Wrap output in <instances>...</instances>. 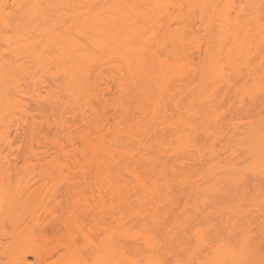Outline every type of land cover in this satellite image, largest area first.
<instances>
[{"label": "bare ground", "instance_id": "6f19581e", "mask_svg": "<svg viewBox=\"0 0 264 264\" xmlns=\"http://www.w3.org/2000/svg\"><path fill=\"white\" fill-rule=\"evenodd\" d=\"M170 1L0 0V144L1 142L2 144H12L15 141L13 137L10 138L9 136V131L12 128H14L13 131L16 134L21 129L24 130V133V128H26L29 134L26 131L24 135L25 137L27 135L28 139H26L27 137L25 139L30 143L28 144L30 157L37 158L35 147L33 148L35 142L34 144L37 146H43L42 144L57 145L66 149L72 157L79 155L82 159L77 167H67L65 171L61 167H57L52 172L41 171L30 175L31 178L37 177L38 180L47 179L50 183L49 188H55L53 192L64 190L66 193V197L62 200H57L56 195H54L53 201L58 209L51 215L49 220L36 223V234L43 244L38 247L30 246L28 251L42 264L264 263V201L262 198L261 204V199L258 201L257 198L259 197L257 193L263 190V185L261 186L262 189L259 186H253L258 182L257 179H253L256 177L255 174L257 176L261 174L262 178L264 174V120L262 121L264 112L262 111L261 115L258 114L259 112H255L253 114L254 118L252 115V121L245 123L246 129H244V126L241 129L238 127L237 130L241 133L235 129L236 127L231 121H229L231 124L226 122L227 126L230 124L232 127L233 125L232 132L236 130L239 134L231 132L230 137L238 136L237 141L244 143L240 145L238 152L243 150L245 153L242 151L239 154L231 151L233 154L230 152L231 158L226 159L225 157V161H219L217 159L219 153L217 154L209 144L208 150L210 152L208 151V155L216 154L215 159L217 160L213 161L212 158L215 157L213 154L211 155L212 158L210 156L213 163L210 164L208 170L206 166V169L205 167L201 168L202 171H200L201 169H197V171L186 169L187 166L185 165L187 164L185 160L190 158L187 151L192 150L189 147H198L192 143L195 133L198 136L200 134L206 135L210 126H215L217 123H214L217 116L212 117L214 115L212 112H215V102L227 92L219 89L218 82H226L234 92H245L243 81L239 82L242 84H239L240 86L237 88L238 82L236 80L241 75L238 72V64L240 65V61H243V63L245 60L248 61L246 56L249 51L247 50L249 49L248 45H250L248 29L246 30V28L240 26L239 14L237 17L233 16L235 17L233 19L226 10L223 13L224 7L223 9L220 8L224 1L221 3V0H175L179 8H182L181 18L183 24L174 27L156 24L145 18L133 19L130 15V12L145 7L149 17H155L156 13H160L163 10L162 8ZM219 3L222 5L220 6ZM217 7L221 11L217 10ZM192 9L196 14L191 15H196V18L199 16L198 19L201 21L206 15L200 16L197 13H205L209 9L215 13L211 11L212 13L206 20L207 22L204 21L205 23L195 26L191 25V15H188L190 12L193 13ZM218 11L219 15H214L218 14L216 13ZM235 15H237V12ZM187 16H190L189 19ZM212 16H216V18L214 19ZM212 19L220 21L219 23L215 21L217 24L214 25L215 22ZM188 21L190 22L188 23ZM209 21L211 24L213 22V26L210 25ZM48 53L52 55L49 57ZM52 60L56 68L53 71L55 73L52 74L54 79L51 78L53 80L52 87L50 86L49 90L46 91V95H44L45 104L50 101L47 105L51 106L49 107L51 110H45V108L41 110L40 107H37V110L40 112V116L43 117L44 115H50V111H53L51 114L55 115V125L61 127L64 132L62 140L49 137L48 134L42 133L40 130L38 131L41 133L37 132V135L34 123H29L23 117L27 115L24 106L22 107L23 103L26 104L24 96L31 93L34 95L36 92L35 90L32 92V90L36 88L32 87L31 92H29L30 90L26 91L30 88L22 89L23 86L20 87L22 85L20 76L22 78L24 76L25 79L23 80L26 81V75L28 74L25 73L28 71L32 79V75L34 76L35 81L34 79V82L30 80L28 76L29 80L38 84L39 74L37 73L43 71V68L44 70L45 68L48 69L47 67L49 63L52 64ZM243 63L241 62L240 66ZM37 67L40 70L39 72L35 70ZM103 69L109 70L108 76L102 74ZM251 70L250 76L253 87H256V89L261 88L260 83L264 79L258 74L261 72H256L257 69L255 70V68V72L252 68ZM49 74L51 75V73ZM254 74L255 76H253ZM235 75H237V79ZM106 76L114 82L117 91L112 103L110 102L115 112L110 126L108 124L110 121L105 122L104 111L100 107L101 115L99 106L96 103L98 97L103 96L101 93L107 86V82L104 80ZM104 81L106 84H103ZM248 81L250 80H244L245 83ZM19 82L21 83L18 84ZM262 85L264 87V84ZM49 93H51L50 96ZM59 93L64 94L65 98L63 99ZM37 94L39 92L35 95ZM38 96L42 95H37V98H39ZM211 97L215 98L211 100L213 102L217 99L212 106L208 104V102L213 103L209 100L212 99ZM204 101H206V105L203 103ZM171 102L175 103L176 106ZM196 102L197 104L199 102L203 104L197 105ZM171 105H173V109L170 108ZM199 105L201 108L202 105H205L204 108L207 111L210 110L207 112L203 109L202 112L200 108H197L203 114L198 113L199 111L195 107ZM207 105H210V107H206ZM179 107L183 110L186 109L185 112L182 110L181 113L184 112L182 114L179 110V113L176 112L175 110ZM212 107L214 111L210 112ZM19 108H23V111ZM245 109L248 113L249 108ZM42 111L43 114L45 113L44 115ZM61 111L63 115L65 112L70 111L69 114L73 115V117L70 115L71 119L69 120L71 121L61 119L63 116ZM171 111L177 114H172ZM195 111H197V114ZM205 111L208 116L211 114L212 116L205 117ZM17 112L19 115L14 114ZM198 114L205 115L200 116L203 117V119H200ZM56 116L60 119H56ZM260 116L262 119H259ZM22 117L25 119V123ZM210 117L213 118V121L211 120L213 123L207 121L211 119ZM16 118H21V120ZM197 119L199 120L197 121ZM255 119L256 121H253ZM14 120L16 121L14 122ZM78 120L83 123L84 127L77 129L76 132L71 130V132V125H76ZM199 121L201 122L198 123ZM206 121L208 124H206ZM196 122L199 126H196L197 131L196 129L194 131L193 125ZM202 124L207 126L203 128V126L201 127ZM218 124L214 129V131L216 130V136H218V128L221 126L220 122ZM29 126L32 129L34 128L33 132H35L36 137H34ZM186 127H188L187 129L189 127L193 129L190 128V132L185 129ZM19 128L20 130H18ZM184 129L192 134L185 132ZM201 129L204 131L201 132ZM243 130L246 131L243 132ZM182 131L188 133L189 136L187 137L188 134H185L187 138L185 135L183 136ZM224 133L226 135V132ZM240 134H243L242 137ZM192 135L193 137H191ZM197 135H195V138ZM189 137L192 139L189 140ZM186 139L189 141L186 142ZM187 143H189V146L186 145ZM184 146L188 148V150H185L186 152L182 150ZM195 149L193 148L194 151H191L190 159L193 160V156L199 160L194 159L195 162L201 163L204 160L199 158L205 155V151L201 147H199L201 149L199 152L198 148L196 149L199 154L202 152L200 157L199 154L197 156V153H195ZM173 151H180L181 154L178 153V156H184L187 153L188 158L185 155L184 157L180 156L183 158L182 160L177 156L180 158L178 159L174 157L177 154H174ZM242 156H244V159ZM4 157L5 160L9 161V157L5 155ZM14 158L16 157L14 156ZM172 158L176 161L186 162L184 165L180 161L177 162L179 163L178 166L182 164L184 168L181 167L183 169L176 170L175 167L177 166ZM209 161L210 159L207 160V163ZM240 162L241 164H239ZM207 163L204 164L208 166ZM247 169L252 171H249V174L252 173L250 175L254 174L253 177H247L248 182L251 183L249 178L257 181H252V186L250 184L253 189L245 181L246 176H248ZM244 170H247V172ZM203 171H205L204 174ZM12 176L13 174L9 172L0 171V181L10 183ZM191 179H193V182ZM243 183H246L249 187H243ZM261 183L263 184V182ZM179 184L183 186L180 187ZM0 185H2V182ZM257 185H261L260 182ZM38 187L40 185L36 188ZM231 187L236 188V191L232 190L235 196L233 198L229 197ZM241 187L246 190L251 188V193L245 190L243 193ZM177 188L182 191L178 189L180 195L176 191ZM185 188H187L186 191L183 190ZM237 190H241L243 194L237 192ZM247 193L250 196H247ZM175 194L179 199L176 198ZM192 194L195 195L192 196ZM48 196L50 195L48 194ZM184 196L189 200L190 198L193 199L190 201L185 200V202ZM19 199L14 201L11 197L10 201H6L9 202L8 205L0 203V214L8 211L24 210L25 201L31 200V197L27 196L25 200ZM180 199L184 201L180 204V209L183 203L186 207L183 205V208L179 211V205H177L179 203L175 204V202L180 201ZM251 199L257 201H250ZM256 202H259L258 205H256ZM197 204L201 205L204 211L209 205L211 209L208 207L207 212L205 211L207 215H205L206 213L201 212L202 208L199 209ZM187 205L190 207H187ZM243 205H256L263 208V220L260 226L257 225V236L253 233L254 228L252 225L254 222L252 223L247 210L243 211L246 215L245 218L242 215V218H239L240 214L243 213L238 215V212L235 214V211L242 208ZM193 206L194 211L197 209L196 213L198 211L200 215H203L200 216L201 218L198 216L199 214L197 215L194 212L192 215L191 212L187 211V208L193 210ZM172 209L174 210L172 211ZM212 211L215 214L218 213V217L211 220V215L214 216ZM176 212H180L179 215ZM174 213L177 216H174ZM221 213L225 214L224 216L228 219H224L225 217L220 215ZM185 214L190 215L187 218V216H184ZM232 214L234 216L232 217L233 221L230 219ZM84 216L87 218L85 219ZM110 216H112L111 222H114V225L108 221ZM179 216L183 217L178 219ZM246 217L247 220H245ZM235 218L236 220H234ZM185 219L188 222L186 224H189V226H185V223L179 225V222H183ZM203 220L205 224L207 223L205 225L206 230L213 236L206 238L208 232L202 231V228L198 226ZM216 220L219 222L220 228L225 227L221 228L222 231L220 229V232L219 229L216 230ZM223 221H226L225 224L228 225L229 230ZM208 222L212 223L209 224ZM240 222L243 227H241ZM190 224L195 225L194 227L199 230L193 228ZM47 226H50V237L45 231L48 228ZM205 226L202 225V227ZM162 229L165 232L161 233ZM213 230H216L217 233L214 234ZM192 231L196 233H192ZM189 233L190 235L186 237ZM197 234H199L198 236L203 234V237L207 240L202 235L200 236L202 239L197 237ZM199 240H202L204 245ZM203 246L207 247L204 251L202 250ZM52 252L56 253V258L53 261H48V254ZM24 256L22 262L25 264L26 258Z\"/></svg>", "mask_w": 264, "mask_h": 264}, {"label": "rangeland", "instance_id": "374dc122", "mask_svg": "<svg viewBox=\"0 0 264 264\" xmlns=\"http://www.w3.org/2000/svg\"><path fill=\"white\" fill-rule=\"evenodd\" d=\"M10 1V0H9ZM78 1V0H77ZM223 1H224V3H223ZM217 2H220V1H217ZM221 3H223V5L221 4ZM221 3H219V5L221 6L222 5V7L220 8V9H223V7H224V9L222 10L223 11V13L225 12L224 10H226V12H228L229 14H230V16H238V14H239V24H240V26H242V27H244V29L246 28V30L248 31V38H249V40H250V45H248L249 46V49H247V50H249L248 51V54L246 55L247 57H248V61L247 60H245L244 61V63L246 62V64H244L243 63V61H240V65H241V62L243 63V65L242 66H240L239 64H238V66L240 67H238V72L239 73H241V75H240V78H238L237 79V75H235L236 76V81L238 82V84H237V88H238V86H240L241 84L239 83L240 81H243V83H244V87H245V92H240V91H238V92H234L233 90H231L230 88H229V86H228V84L226 83V82H224V81H220V82H218V84H217V86H219V89L221 90V91H227L226 92V94L225 95H220L221 97H220V99H218V101L217 102H215L216 103V107L214 106V109H215V112H212V111H214L213 110V107L211 108V111L210 112H212L214 115L212 116V114L211 115H209V116H212L213 118H215L214 116H217L216 117V119H214L215 121H214V123L215 122H217L216 123V125L220 122V124H221V126H220V128H218V131L220 132V136H219V132H218V136H216V130L214 131V129H215V127H216V125L215 126H210V128L207 130L208 131V134H206V135H202V134H200L199 136L197 135V133H195V135H197L196 136V138H195V135H194V141L192 140V143H193V145L194 144H196V146H198V147H195V146H192L193 148H198V152L201 150V149H204V153H205V155L203 156V157H201L200 156V154L202 153V152H200V154L198 153V152H196L197 150L195 149V153H197V156H198V154H199V156L201 157V158H199V159H202V160H204V161H201V163H197V162H195L196 160L197 161H199L198 160V158L196 159L195 157H193L192 156V158H193V160L192 159H190L191 158V151H194L193 150V148L192 147H189V149H192L191 151H187V152H189V157L190 158H188L187 157V155L186 154H184V156L186 155V157L188 158L187 160H185V161H187V164H185V163H183L181 160L183 159V158H181L180 156H178V153L179 154H181L180 153V151H173L174 152V154H177V155H174L173 153V155H174V157H180L181 158V160H177L176 161V159H174V158H172L173 159V161H174V164L176 163V166L177 167H175L176 168V170L177 169H179V168H181V167H183L184 168V164L187 166V168L186 169H192V170H196L197 171V169H201V168H203V167H207V170H208V167L210 166V164L211 163H213L212 161H211V158H212V151L214 152V150H215V152L219 155V158H217L219 161H225V157H226V159L227 158H229L230 157V152L231 151H235V152H238L239 151V147H241L240 145L241 144H244V143H240V142H238L237 141V137H233V138H231L230 137V134L232 135V133H234V132H236L237 133V128L238 127H240V129H241V127H243L244 125H245V123H247L248 121L250 122V121H252L251 119H253L254 118V113L255 112H259L258 114H260L261 115V113H263L264 112V87H263V85L262 84H264V79H263V82L262 83H260V86H261V88H258V89H256V87H253V84H252V80H251V73H252V70L250 71V69L252 68L253 69V72H255L254 71V68H255V70L257 69V71L256 72H261V73H263L264 74V0H221ZM144 6V5H143ZM220 6H218V7H220ZM218 7L216 8L217 10H219V11H221L220 9H218ZM163 10L160 12V13H156L157 15L154 17V16H152V17H149V15L146 13L147 12V10L145 9V7H141L140 8V10L138 9L137 11H132V12H130V15L132 16V18L134 19H142V18H145V19H148L150 22H155L156 24H164V25H171L172 27H174V26H180V25H182L183 24V21H182V18H181V9L179 8V5L176 3V1L175 0H171L164 8H162ZM197 9V8H196ZM195 9V10H196ZM193 10L194 9H192V12H193ZM198 10V9H197ZM210 10V9H209ZM209 10H207V11H205V13H207V14H205V13H197V15H200V16H205V18H203L202 19V21L201 20H199L198 19V17L196 18V15H191V14H196V13H189L188 15H191V17H190V21H188V23L190 22L191 23V25H195V26H198V25H201L204 21H206L207 19H208V17L210 16V14L212 13L211 11H213V10H210V13H209ZM216 10V11H217ZM141 11V12H140ZM190 11H191V9H190ZM199 11V10H198ZM198 11H196V12H198ZM219 11L218 12H216V13H218V14H214V15H219ZM186 12V11H185ZM214 12V11H213ZM237 12V15H235V13ZM187 13V12H186ZM186 13H185V15H186ZM215 13V12H214ZM222 13V12H221ZM222 13V14H223ZM227 13V14H228ZM221 14V15H222ZM228 14V15H229ZM228 15H226L227 17H228ZM216 16L214 17V16H212V18H216ZM229 16V17H230ZM188 17V16H187ZM189 17H188V19H189ZM192 17H193V19H192ZM195 17V18H194ZM218 18V17H217ZM231 18V17H230ZM192 19V20H191ZM201 19V18H200ZM219 19V18H218ZM218 19H216L215 21L216 22H218L219 23V21L220 20H218ZM233 19H235V17H233ZM213 20V19H212ZM218 20V21H217ZM199 21H201V22H199ZM214 21V20H213ZM214 21V22H215ZM207 22V21H206ZM210 22V21H209ZM214 23V25L215 24H217V23ZM205 23V22H204ZM210 25H212L213 26V22H212V24H211V22H210ZM251 47V48H250ZM248 48V47H247ZM247 50H246V53H247ZM197 53V52H196ZM195 53V54H196ZM245 53V54H246ZM49 54V53H48ZM47 54V55H48ZM194 54V55H195ZM52 54H49V57L51 56ZM197 56V55H196ZM196 56H194V57H196ZM263 57V58H261V57ZM197 58V57H196ZM263 59V60H262ZM51 61V60H50ZM239 63V62H238ZM46 64V63H45ZM44 64V65H45ZM43 65V67H45ZM47 65V64H46ZM50 65H52V66H50ZM254 65H256L257 67H255ZM47 67V66H46ZM254 67V68H253ZM48 69H46L45 68V70H44V68H43V71H40V70H38V67L37 68H35V70H38V72L40 71V73H37V74H39L38 75V78H37V76H36V78L39 80L38 81V84L37 83H33L34 81H35V79H34V76L32 75V77H33V79H34V81H33V79L29 76V73H28V71L25 73V74H28V75H26V81L25 80H23V79H25V77L23 76V78L20 76V80H21V82H19L18 84H22L20 87H22V89H28V88H30V89H28V90H26V91H29V92H31V90H32V87L34 88H36V89H33L32 90V92L35 90V92L36 93H38L39 92V94H41L42 96H38L39 98H37V95H39V94H37V95H33V93H31V94H29L28 96L26 95V96H24L25 98H24V102H26V106L24 105V103L22 104V107L24 108V110L25 111H27V115L26 116H23V117H25V119H27L28 120V122L30 123H34V125H35V127H36V134H37V132L39 133V131L38 130H40L42 133H45V134H48L49 135V137H56V138H58L59 140H62V136H63V134H64V132L62 131V129H61V127H57L55 124L56 123H54L55 121H54V116L55 115H53V114H51L53 111H50L51 113H50V115H44L43 114V111H42V114L44 115V117L43 116H40V112L37 110V107H40L41 108V110H42V108H45V110H47V109H49V107H51V106H48L47 104L50 102H48L47 104H45V99H44V95H46V91H48L49 90V88H50V86L52 87V79L51 78H53L52 77V74H54L55 72H53V71H55L56 70V68H55V65H54V63H53V60H52V64H50L49 63V65H48V67H47ZM40 69H42V68H40ZM55 69V70H54ZM29 70V69H28ZM33 72H36V71H33ZM42 72H43V74H42ZM49 73H51V75L49 74ZM107 73H109V70H107L106 71V69H103L102 70V74L103 75H106ZM238 73V74H239ZM261 73H258V74H260L259 76L260 77H262V78H264L263 76H262V74ZM20 74V73H19ZM19 74H18V76H19ZM24 74V75H25ZM45 74V75H44ZM248 74V75H247ZM21 75H22V73H21ZM34 75H36V74H34ZM40 75H42L41 77H39ZM110 75V74H109ZM257 75V74H256ZM28 76L30 77V80H32L33 82H31L30 80H29V78H28ZM54 76V75H53ZM107 76H108V74H107ZM107 76H106V78H107ZM253 76H255V74L253 75ZM252 76V77H253ZM258 76V75H257ZM256 76V77H257ZM238 77H239V75H238ZM259 77V78H260ZM41 78V79H40ZM106 78H104V80L107 82V88L105 87V89H104V91H102L103 93H101L103 96H99L98 97V102H96L97 103V106H99V109H100V107L102 108V111H104L103 113L105 114V118H106V120H105V122L107 121V123H108V121H110L108 124H109V126L111 125V122H113V118H114V116H115V112H114V109L112 108L113 106L111 105V103H112V100L114 99V97L117 95V91H116V87H115V84H114V82L111 80V78H107V80H106ZM19 79V78H18ZM54 79V78H53ZM254 79V78H253ZM244 80H250V81H248V82H244ZM260 80H262V79H260ZM28 81V82H27ZM30 81V82H29ZM104 81V82H105ZM106 82L105 83H103V84H106ZM23 83H25V84H23ZM26 83H27V85H26ZM29 83V84H28ZM34 84H36L37 86H33ZM54 84V83H53ZM102 84V85H103ZM240 84V85H239ZM27 86V87H26ZM28 86H30V87H28ZM54 87V86H53ZM61 89V88H60ZM38 90V91H37ZM57 90V89H56ZM101 90H102V88H101ZM54 91H55V89H54ZM59 91V90H58ZM220 91V92H221ZM101 92V91H100ZM50 94L51 93H49V96H50ZM59 94H61V97L64 99L65 98V95L64 94H62V93H59ZM58 94V95H59ZM100 94V95H101ZM222 94V93H221ZM48 95V94H47ZM30 96V97H29ZM217 96H219V95H217ZM27 97V98H26ZM33 97V98H32ZM48 97V96H47ZM36 100H35V99ZM45 98H46V96H45ZM56 98V97H55ZM60 98V97H59ZM212 99H209L210 101L211 100H213V99H215L214 97H211ZM217 98V97H216ZM219 98V97H218ZM25 99H26V101H25ZM28 99V100H27ZM31 99H32V101H31ZM48 99H49V97H48ZM48 99H46V100H48ZM37 101V102H36ZM60 101V100H59ZM23 102V101H22ZM47 102V101H46ZM111 102V103H110ZM172 102H174V101H172ZM171 102V103H172ZM198 102V101H197ZM197 102H196V104H197ZM207 102H208V100H207ZM211 102H213V101H211ZM209 103L208 102V104H210L211 106H212V104H215V103ZM35 103H38V104H35ZM201 102H199L198 104H200ZM205 105H206V101H204L203 102ZM203 103H201V104H203ZM172 104H174V106H176L175 105V103H172ZM197 104V105H198ZM200 104V105H201ZM38 105V106H37ZM51 105H52V103H51ZM178 105H179V102H178V104H177V107H178ZM200 105L199 106H197V107H195L196 108V110H197V108H200V110L203 112L204 110L203 109H205L206 110V108H204V106L205 105H202V108L200 107ZM210 105H207L206 107H210ZM183 106V105H182ZM181 106V107H182ZM195 106V104L193 105V107ZM25 107H26V109H25ZM173 107V105H171V109H173L172 108ZM208 107V108H209ZM23 108L21 109V108H19V109H21L22 111H23ZM52 108H53V106H52ZM207 108V109H208ZM245 108H249V112L247 113L245 110ZM175 109V108H174ZM177 109V108H176ZM49 110H51V109H49ZM49 110H48V113H49ZM59 110V109H58ZM180 111V113H181V110L182 111H184L185 112V110L186 109H181L180 107H179V109H177V110H175L176 112H178L179 113V111ZM195 110V109H194ZM210 110V109H209ZM208 110V111H209ZM55 111V110H54ZM57 111V110H56ZM55 111V112H56ZM60 111V110H59ZM59 111H58V113H59ZM102 111H101V109H100V114L102 113ZM197 111H199V109L197 110ZM197 111H195V113L197 112ZM201 111H199L198 113H200ZM207 111V110H206ZM205 111V112H206ZM207 111V112H208ZM263 111V112H262ZM18 112H19V110H18ZM14 113V114H18L19 115V113ZM46 112V111H45ZM62 112V111H61ZM60 112V113H61ZM68 113H66L65 112V114L63 115V112H62V117H61V119L63 118L65 121H67V119L69 120V119H71V116L73 117V115H71V114H69V113H71L70 111H67ZM172 112V114L173 113H175V112H173V111H171ZM184 112H182V113H184ZM201 112V113H202ZM207 112L205 113L206 114V116L205 117H207L208 115H207ZM21 113V112H20ZM23 113H25V112H23ZM47 113V112H46ZM47 113V114H48ZM181 113V114H182ZM55 114V113H54ZM175 114H177V113H175ZM197 114V113H196ZM195 114V115H196ZM203 114V113H202ZM204 114V115H205ZM208 114H210V113H208ZM17 115V117H19ZM20 115H22V114H20ZM59 115V114H58ZM57 115V116H58ZM71 115V116H70ZM102 115V114H101ZM185 115H186V113H185ZM199 115V114H198ZM198 115H197V118H198ZM204 115H199V118L201 119H203V117H200V116H204ZM252 115H253V118H252ZM263 116V119L261 118V116L259 117V119L261 118L262 119V121L264 120V114H262ZM14 116H16V115H14ZM51 116H53V117H51ZM57 116H56V119H58L57 118ZM176 117H177V115H175ZM209 116H208V118H209ZM256 116L258 117V115L256 114ZM22 117V118H23ZM46 117V118H45ZM173 117H174V115H173ZM51 118V119H50ZM103 118H104V116H103ZM208 118H205V119H208ZM211 118V117H210ZM213 118H211L210 120H207V121H209V123H213V122H211V120L213 121ZM17 119V118H16ZM24 119V118H23ZM25 119L23 120L24 121V123H25ZM55 119V120H56ZM60 119V118H59ZM58 119V120H59ZM75 119V118H74ZM196 119V118H195ZM257 119V118H256ZM256 119L255 120H253V121H256ZM17 120H21V118H19V119H17ZM76 120V119H75ZM199 119H197V121H198ZM16 120H14V122H15ZM69 121H71V120H69ZM73 121V120H72ZM206 121V122H207ZM229 121H231V123H233L234 124V126L236 127L235 129L237 130H235L234 132H232L233 130H232V127H233V125H232V127H231V123L229 122ZM27 122V123H28ZM47 122V123H46ZM51 122V123H50ZM201 121H199L198 123H200ZM229 122L230 124H229V126H227L226 124ZM257 122H258V120H257ZM23 123V124H24ZM26 123V124H27ZM50 123V124H49ZM68 123H71V122H68ZM76 123V122H75ZM74 123V124H75ZM106 123V124H107ZM197 122H196V124H198ZM204 124H205V121L203 122ZM72 124V123H71ZM78 124H79V126H78ZM82 124V125H81ZM194 124V123H193ZM196 124H194L193 125V128H194V131H195V127L196 126H199V124L198 125H196ZM206 124H208V122L206 123ZM224 124V125H223ZM30 125V124H29ZM48 125V126H47ZM77 125V126H76ZM76 125H71V127H70V131L72 130V131H77V129H81V128H83L84 127V125H83V123H81V122H79V120H78V122L76 123ZM223 125V126H222ZM237 125V126H236ZM31 126H32V124H31ZM203 126V124L201 125V127ZM207 126V125H206ZM206 126H203V128H205ZM209 126V125H208ZM21 127H23V126H21ZM30 127V126H29ZM33 127V126H32ZM218 127H219V124H218ZM24 128V127H23ZM31 128V127H30ZM29 128V129H30ZM38 128H41V129H38ZM188 127H186L185 129L186 130H188V131H190V128H192V127H189V129H187ZM192 128V129H193ZM234 128V127H233ZM248 128V127H247ZM13 129L14 128H12V130H10L9 131V133H10V138H12L13 137V139H15V141L14 142H12V144H7V143H5V144H2V142H1V144H0V171H5V172H9V173H11V174H13V176H12V178L10 179V183H7L6 181H0V183L2 182V185H0V203L1 204H4V205H8V203L9 202H6V201H10L11 200V197L13 198V200H14V197H16L15 198V200L14 201H16L17 199H19V200H25V198L27 197V196H30L31 197V200H29V201H25V207H24V210H22V211H11V212H3V213H1L0 214V264H24V262H22L23 261V256H24V258H26V263L25 264H42L40 261H37L35 258H34V256L32 255V253L31 252H29L28 251V249H29V247L30 246H36V247H38V246H40V245H42L43 243L38 239V236H37V234H36V228H35V226H36V223L37 222H42V221H45V220H49L50 219V217H51V215L52 214H54L55 213V211L58 209L57 208V206L54 204V201H53V197H54V195H56V198H57V200H62L64 197H66V193H65V191L64 190H59V191H55V192H53L54 190H55V188L54 187H51V188H49V185H50V183L47 181V179H41V180H38V178L37 177H33V178H31L30 177V175L31 174H34V173H36V172H52V171H54L57 167H61L64 171L66 170V168L67 167H73V166H75V167H77V164L79 165V163H81L82 162V159L80 158V156L79 155H77L76 157H72L70 154H69V152L66 150V149H64V148H61V147H59V146H57V145H54V144H49V145H46V144H42L43 146H37V145H35L34 143H33V148L36 150V152H37V158H35V157H30V151H29V149H28V144H30V143H28V141L26 140V139H28V137H27V135H26V137H25V132L27 131V129L26 128H24L25 129V132L23 133V129H21L20 130V128L18 129V130H20V131H17L18 133L16 134V132H14L13 131ZM28 129V130H29ZM32 129V128H31ZM34 129V128H33ZM33 129H32V133H33V135H34V133L35 132H33ZM184 129V130H185ZM200 129V128H199ZM239 129V130H240ZM244 129H246V127L244 126ZM43 130H45L44 132H43ZM185 130V132H188V131H186ZM202 130V129H201ZM201 130H198V131H201ZM231 130V131H230ZM35 131V130H34ZM71 131V132H72ZM196 131H197V129H196ZM204 130H202L201 132H203ZM244 131H246V130H243V132ZM20 132V133H19ZM28 132V134H29V131H27ZM40 132V133H41ZM74 132V133H75ZM191 132V131H190ZM190 132H188V133H190ZM224 132H226V135H224L225 133ZM232 132V133H231ZM239 133H241V131H238ZM8 133V134H9ZM22 133V134H21ZM39 133V134H40ZM182 133H184L183 131H182ZM181 133V134H182ZM187 133V134H188ZM207 133V132H206ZM186 133H184V134H182L183 136L185 135ZM186 134V135H187ZM190 134H192V133H190ZM238 134V133H237ZM237 134H235V135H237ZM17 135V136H16ZM19 135V136H18ZM38 135V134H37ZM186 135H185V137H186ZM193 135L191 136V137H193ZM239 135V134H238ZM241 135V137H242V135L243 134H240ZM23 136H24V138H23ZM189 136V134L187 135V137ZM233 136H234V134H233ZM14 137H16V138H14ZM34 137H36V135H34ZM186 137V138H187ZM240 136H239V138H241ZM26 138V139H25ZM192 139V138H191ZM190 139V137H189V140H191ZM233 139V140H232ZM187 141L186 142H188L189 140L188 139H186ZM232 141V142H231ZM185 142V143H186ZM79 144H80V142H78ZM77 144V143H76ZM191 144V143H190ZM211 145V148H213L212 149V151H211V155H208L209 154V150H208V148L210 147V145ZM45 145V146H44ZM78 145V144H77ZM186 145H188L189 146V143H187ZM208 145H209V147H208ZM80 146V145H79ZM244 146V145H243ZM242 146V147H243ZM78 147V146H77ZM199 147H201V149H199ZM245 148V147H244ZM243 148V149H244ZM188 150V148H187V146H186V148H185V146L182 148V150H184V152H186L185 150ZM179 150V149H178ZM241 150V149H240ZM203 151V150H202ZM209 151V152H208ZM243 151V150H242ZM242 151L241 152H238L239 154L240 153H242ZM245 151H246V149H245ZM177 152V153H176ZM182 152V151H181ZM194 153V154H195ZM243 153H245L244 151H243ZM170 155H171V153H169ZM183 154V153H182ZM194 154H192V155H194ZM231 154H232V152H231ZM4 155L5 156H7V157H9L8 158V160L9 161H7V160H5V157H4ZM214 155V154H213ZM233 155V154H232ZM232 155H231V157H232ZM235 155V154H234ZM243 155V154H242ZM245 155V154H244ZM246 155H247V151H246ZM14 156L16 157V158H14ZM183 156V157H184ZM210 156H211V158H210ZM215 156V157H214ZM213 157L214 158H212L213 159V161L214 160H217V159H215L217 156H216V154L214 155ZM166 157V156H165ZM177 157V158H178ZM185 157V158H186ZM207 157H208V159H207ZM230 157V158H231ZM235 157H238V156H235ZM240 157V156H239ZM238 157V158H239ZM243 157V159H244V156H242ZM180 158H178V159H180ZM245 158L247 159V157L245 156ZM194 159H196V160H194ZM210 159V161H209V163H207V160H209ZM233 159H235V158H233ZM232 160V159H231ZM237 160V159H236ZM173 161H172V166H173ZM178 161H180V163H183V165L181 166H178V164L179 163H177ZM238 161H239V159H238ZM242 161V160H241ZM247 161V160H246ZM170 162V161H169ZM243 162V161H242ZM204 163H207L208 164V166L206 165V164H204ZM244 163V162H243ZM242 163V164H243ZM204 164V165H203ZM239 164H241V162L239 163ZM246 164H247V162H246ZM248 165H249V162H248ZM175 166V165H174ZM185 166V167H186ZM240 166V165H239ZM244 166H247V165H244ZM250 166V165H249ZM206 167H205V169H206ZM183 168H181V169H183ZM180 170V169H179ZM248 170V169H247ZM247 170H244V171H246L247 172ZM183 171V170H182ZM200 171H202V169L200 170ZM249 171L250 170H248V176H246V180L245 181H247L248 182V179H247V177H253V175H250V174H252V173H250L249 174ZM204 172L205 171H203V174H204ZM250 172H252V171H250ZM254 173V172H253ZM195 174H197V173H195ZM201 174V173H200ZM247 174V173H246ZM245 174V175H246ZM256 175V177H258V178H256V177H254L253 179H257V181L258 182H260V184L261 185H257V181L256 180H252L251 178H249L250 180H251V183L250 182H248V185L250 186V184H251V186L253 185L252 184V181H254V182H257L256 184H254L253 186H259L260 188H261V186H262V188H263V190L260 192V193H257V195L259 196V197H257V195L255 196L254 194V196L255 197H257L258 198V201L261 199V204H262V198H263V201H264V174H263V178H262V176H260L259 174V176H257V174H255ZM197 176V175H196ZM204 176V175H203ZM205 177H206V173H205ZM245 177V176H244ZM261 180H260V179ZM245 179V178H244ZM259 179V180H258ZM193 179H191V181H192ZM249 180V181H250ZM187 181H189V180H187ZM190 182V181H189ZM189 182H187V183H189ZM193 182V181H192ZM253 182V183H254ZM261 182H263V184L261 183ZM186 183V184H187ZM176 184V183H175ZM185 184V183H184ZM190 184V183H189ZM240 184H242V183H240ZM244 184V186L243 187H249V186H247V184L246 183H243ZM38 185H40V187H38V188H36ZM188 185V184H187ZM191 185V184H190ZM174 186V185H173ZM179 186L181 187V186H183L182 184H179ZM189 186V185H188ZM192 186V185H191ZM242 186V185H241ZM250 186V187H251ZM174 187H177V186H174ZM240 187V186H239ZM243 187H241V189L243 188ZM192 188V187H191ZM252 189H253V187H251ZM251 188H249V190H246V189H242L243 190V193H244V190L247 192V191H249L250 192V189ZM261 188V189H262ZM178 189L179 188H177V190L176 191H178ZM186 189L187 188H185V189H183V190H185L186 191ZM190 189V188H189ZM193 189V188H192ZM231 189V191H230V194H229V197L231 196L232 198L233 197H235L234 196V193L232 192V190H234V191H236V188L234 189L233 187H231L230 188ZM251 189V190H252ZM255 189H256V187H255ZM260 189V190H261ZM180 190V189H179ZM191 190V189H190ZM239 190V189H238ZM237 190V192H241V190L240 191H238ZM259 190V189H258ZM173 191H174V189H173ZM181 191V190H180ZM189 191V190H188ZM187 191V192H188ZM193 191V190H192ZM52 192H53V195H52ZM81 192V191H80ZM182 192V191H181ZM245 192V193H246ZM174 193H176V192H174ZM179 195H180V193H179V191L177 192ZM189 193H190V191H189ZM188 193V194H189ZM193 193H194V191H193ZM242 193V192H241ZM242 193V194H243ZM251 193V192H250ZM256 193V192H255ZM48 194L50 195V196H48ZM183 195H184V192L182 193ZM199 194H200V192H199ZM242 194H241V196H242ZM248 194V193H247ZM3 197H2V196ZM87 195L89 196V193L87 192ZM176 195V194H175ZM182 195V196H183ZM191 195V194H190ZM190 195H188V196H190ZM195 195V194H194ZM193 194H192V196H194ZM239 195V194H238ZM14 196V197H13ZM37 197V198H33V197ZM46 196V197H45ZM180 197L181 199L183 198V197ZM192 196H190V197H192ZM199 196V195H198ZM247 196H250L249 194L247 195ZM2 197V198H1ZM23 197V198H22ZM185 197V199H184V201L185 200H189V199H187L186 198V196H184ZM196 197H197V195H196ZM195 197V198H196ZM203 197V196H202ZM222 197V196H221ZM220 197V198H221ZM229 197H227V198H229ZM238 197V196H237ZM22 198V199H21ZM176 198H178L179 199V197H177V195H176ZM189 198V197H188ZM201 198V197H200ZM199 198V199H200ZM224 198V197H223ZM240 198V197H239ZM245 198V197H244ZM256 198V199H257ZM5 199V200H4ZM177 199V200H178ZM180 199V201H178V202H175V204H177V203H179V204H177V205H179L178 206V210L180 211L182 208H183V205H184V203H183V205H182V208L180 209V207H181V205L180 204H182V202H184L183 200H181ZM193 199V198H192ZM191 198H190V200H192ZM230 199V198H229ZM255 199V201H257ZM12 200V201H13ZM189 200V201H190ZM196 200V199H195ZM206 200H207V198H206ZM219 200H221V199H219ZM226 200H228V199H226ZM226 200H225V202H226ZM241 200V199H240ZM232 201V200H231ZM242 201V200H241ZM250 201H254V200H250ZM254 201V202H255ZM5 202V203H4ZM186 202V201H185ZM188 202V201H187ZM222 202V201H221ZM7 203V204H6ZM189 203V202H188ZM195 203V202H194ZM198 203V202H197ZM238 203V202H237ZM241 204H242V202H240ZM257 203V202H256ZM255 203V204H256ZM259 203V202H258ZM258 203L256 204V205H258ZM175 204H173L174 205V207H176L175 206ZM208 204V203H207ZM245 204V203H244ZM252 204V203H251ZM254 204V203H253ZM264 204V203H263ZM194 205H196V204H194ZM198 205V204H197ZM249 205V204H248ZM248 205H243V207L242 208H240V209H238V210H236L235 211V214H237L238 212V215L240 214V213H243V214H240V216H239V218L241 217V215L244 217V216H246L245 215V213L243 212L245 209L247 210V213L249 214L248 216L250 217V219H252V223H253V225H252V227L254 228V231H253V228L251 229L252 231H253V233L257 236L258 235V226H260V224H261V222H262V220H263V215H262V209L263 208H259V207H257L256 205H254V206H248ZM260 205V204H259ZM185 207H186V205H184ZM199 206V205H198ZM210 206V205H209ZM208 206V207H209ZM187 207H190V206H188L187 205ZM192 207V206H191ZM208 207L207 208H205L206 210V212H207V209H208ZM211 207V206H210ZM209 207V208H210ZM172 208H173V206H172ZM196 208H197V206H196ZM200 208H202L201 207V205L199 206V209ZM175 209V208H174ZM174 209H172V211L174 210ZM176 209H177V207H176ZM186 209V208H185ZM193 210H191V208H187V211H189V212H191V214L193 215V213L197 210H195L194 211V206H193V208H192ZM211 209V208H210ZM177 210V211H178ZM184 210V209H183ZM176 211V210H175ZM202 211H204V208H202L201 209V212ZM204 211V212H205ZM209 211V210H208ZM185 212V211H184ZM183 212V213H184ZM205 212V213H206ZM211 212V211H210ZM213 212V211H212ZM222 212V211H221ZM224 212V211H223ZM246 212V211H245ZM177 213V212H176ZM180 213V212H179ZM179 213H177V215H179ZM188 213V212H187ZM196 213V212H195ZM209 213V212H208ZM214 213V212H213ZM199 217L200 216H203V215H200V213L197 211V213H196ZM195 214V215H196ZM204 214V213H203ZM217 214L218 213H214V216L213 215H211V220H212V218H217L218 216H217ZM234 214V213H233ZM233 214L231 215V217H230V219H232V217H234L233 216ZM174 216H177V215H175V213L173 214ZM190 215V214H189ZM188 215V216H189ZM192 215H191V217H192ZM205 215H207V213L205 214ZM210 215V214H209ZM216 215V216H215ZM220 215H223L222 213L220 214ZM225 215V214H224ZM223 215V216H224ZM227 215V217H228V215H229V212H228V214H226ZM184 216H187L186 214L184 215ZM188 216H187V218H188ZM85 217V216H84ZM180 217V216H179ZM183 217V216H182ZM182 217H180V218H178V219H181ZM197 217V216H196ZM205 217V216H204ZM209 217V216H208ZM225 217V218H224ZM223 218L224 219H228L226 216H224ZM235 217H236V215H235ZM87 217H85V219H86ZM201 218V217H200ZM242 218V217H241ZM245 218V217H244ZM195 219V218H194ZM197 219V218H196ZM202 219H203V217H202ZM249 219V218H248ZM249 219V221L251 222V220ZM111 220H112V216H110L109 218H108V221L109 222H111ZM192 220H193V218H192ZM192 220L190 219V221L192 222ZM198 220V219H197ZM196 220V221H197ZM213 220H215V219H213ZM220 220V219H219ZM234 220H236V218L234 219ZM245 220H247V217H246V219ZM199 221H201V220H199ZM198 221V222H199ZM205 221H206V219H205ZM222 221V220H221ZM232 221H233V219H232ZM231 221V222H232ZM241 222H242V219L240 220ZM181 222V221H180ZM179 222V225L180 224H184L185 226H189V224L187 225L186 223H188L187 222V220L185 219L183 222H181L180 223ZM190 222V223H191ZM215 222V221H214ZM224 222V224H225V222L226 221H223ZM230 222V221H229ZM241 222H240V224H241ZM113 225H114V222H111ZM209 223V222H208ZM210 223H212V222H210ZM209 223V224H210ZM219 222H217V220H216V224H215V227H216V230L217 229H219V232H220V229L222 228H220V226H219V224H218ZM238 223H239V221H238ZM244 223V222H243ZM192 224H193V222H192ZM192 224H190L191 226H192ZM207 224V223H206ZM205 223H204V220H203V222H201V223H199V225L198 226H200L202 229V231H205V232H208L207 230H206V225ZM218 224V225H217ZM220 224H221V222H220ZM196 226H197V223L195 224ZM194 225V226H195ZM202 225H204L205 227H202ZM213 225H214V223H213ZM223 225V224H222ZM226 225V224H225ZM224 225V226H225ZM242 225V224H241ZM258 225V226H257ZM194 226H192L193 228H196V227H194ZM211 226V225H210ZM209 226V227H210ZM218 226H219V228H218ZM228 225H226V227H227ZM230 226V225H229ZM240 226V225H239ZM48 227V228H47ZM46 228H47V230H45L46 231V233L48 234V237H50L51 236V231H50V226H47ZM181 227V226H180ZM214 227V228H215ZM241 227H243V225L241 226ZM164 228V227H163ZM199 228V227H198ZM223 228H225V227H223ZM222 228V229H223ZM232 228V227H231ZM260 228V227H259ZM197 229V228H196ZM211 229V228H210ZM210 229H208L209 231H211ZM222 229H221V231H222ZM227 229H228V227H227ZM226 229V230H227ZM230 229V228H229ZM228 229V230H229ZM49 230V231H48ZM189 230V229H188ZM192 230V229H191ZM193 230H195V229H193ZM197 230H199V229H197ZM200 230V231H201ZM216 230L214 231L213 230V233L214 234H216L217 232H216ZM200 231H198L199 233H200ZM201 231V233H203ZM231 231V230H230ZM260 231V230H259ZM50 232V233H49ZM161 232V231H160ZM159 232V233H160ZM163 232H165V231H163V229H162V232L161 233H163ZM193 232H195V231H192V233ZM197 232V233H198ZM227 232V231H226ZM225 232V233H226ZM238 232V231H237ZM261 232V231H260ZM191 233V232H190ZM190 233L189 234H187V236L186 237H188V235H190ZM196 233V232H195ZM194 233V234H195ZM212 233V234H213ZM228 233V232H227ZM236 233V232H235ZM231 234V233H230ZM260 234V233H259ZM199 234H197V237H199V238H201L202 239V237H203V234H200V236L202 235V237H200V236H198ZM205 235V234H204ZM193 236V235H192ZM192 236H191V238H192ZM211 236H213V235H211L210 234V232H208V236H207V234H206V238H208V237H211ZM190 238V237H189ZM191 238H190V240H191ZM194 238V237H193ZM203 238H205V237H203ZM205 238V240H207ZM196 239V238H195ZM188 240V239H187ZM189 240V242L191 243V241ZM197 240V239H196ZM204 240V241H205ZM194 241V240H193ZM192 241V242H193ZM199 241H202V240H199ZM203 242V241H202ZM197 243V242H196ZM201 243V242H200ZM203 245H204V242L202 243ZM201 244V245H202ZM263 246V245H262ZM199 247V246H198ZM264 247V246H263ZM206 246H203V248H202V250L204 251V250H206ZM201 250V249H200ZM199 250V251H200ZM262 250H263V248H262ZM264 251V250H263ZM186 253V252H185ZM21 254H23V255H21ZM180 254H183V253H180ZM262 254H263V252H262ZM21 255V256H20ZM264 255V254H263ZM56 258V253L55 252H52V253H50V254H48V261H50V260H54ZM171 261V260H170ZM264 264V263H263Z\"/></svg>", "mask_w": 264, "mask_h": 264}]
</instances>
